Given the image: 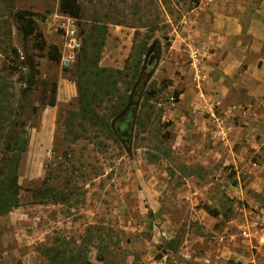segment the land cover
<instances>
[{"label":"rangeland","instance_id":"rangeland-1","mask_svg":"<svg viewBox=\"0 0 264 264\" xmlns=\"http://www.w3.org/2000/svg\"><path fill=\"white\" fill-rule=\"evenodd\" d=\"M261 1L79 0L81 15L71 17L81 50L91 27L108 23L100 66L123 69L136 31L153 46L128 91L116 142L79 121L69 126L79 110L72 70L81 50L70 66L47 55L53 44L63 49L60 22L68 14L60 0H0V67L11 83L17 131L28 137L22 205L0 216V264H47L45 247L59 237L80 242L91 226L101 229L108 250L101 263L92 249L96 263L264 264ZM16 9L46 14L37 16L43 50L34 37L24 41ZM12 47L29 67L14 69ZM153 81L160 93L137 134L142 95ZM46 188L61 199L43 197ZM171 238L176 250L167 247Z\"/></svg>","mask_w":264,"mask_h":264},{"label":"trees","instance_id":"trees-1","mask_svg":"<svg viewBox=\"0 0 264 264\" xmlns=\"http://www.w3.org/2000/svg\"><path fill=\"white\" fill-rule=\"evenodd\" d=\"M59 8L62 13L73 17L79 18L81 15L79 0H60ZM37 16L46 18V14H39L30 9H16L12 14L16 28L22 34L24 41L34 37L36 40L35 47L43 50L46 47V41L39 30ZM107 34L108 23L97 22L85 37L81 54L76 60V67L72 70L77 85L79 110L73 112L69 126L73 131L76 121H79V126L83 127L84 131L95 128L102 131L106 138L119 142V130L126 124L122 117L131 98L128 91L135 88L137 79L143 73L144 65L142 64L145 62L143 57L148 54L150 49L148 46L150 36L145 34L141 37L140 32L136 31L132 51L126 60L125 67L114 69L99 64ZM11 52L13 54L11 61L14 63L15 70L30 66L25 58L21 57L16 47H12ZM47 55L49 59L59 62L61 49L53 44L49 46ZM3 72H5V68L2 66L0 67V216L10 213L22 205L19 167L22 154L28 145V137H26L24 130L17 131L16 121L13 118V113L16 111L13 110L10 102L12 96L11 83ZM121 84L126 86L124 90L121 89ZM56 90V85H54L53 98L48 102L50 106H54L56 103ZM181 92V90L175 92L177 98ZM159 93L160 87L155 81L144 91L141 110L135 122L137 134L145 129L147 119L150 118L152 112L151 102ZM104 104H106L105 107ZM129 123L130 125L128 123L127 125L130 127L132 122ZM76 136L78 139L81 134ZM153 157L155 156L152 155V159ZM40 192L45 198L61 199L60 195L52 189H41ZM100 231L99 227L91 226L86 230L80 242L74 240L72 242L64 237L56 238L53 244L43 249L47 264L106 263L108 261L107 243H105V238L99 234ZM166 244L172 250L179 247L177 238L167 240ZM94 248L97 252V261L101 263L93 262L90 258L89 254Z\"/></svg>","mask_w":264,"mask_h":264},{"label":"built area","instance_id":"built-area-1","mask_svg":"<svg viewBox=\"0 0 264 264\" xmlns=\"http://www.w3.org/2000/svg\"><path fill=\"white\" fill-rule=\"evenodd\" d=\"M60 28L64 36L63 49L60 62L64 66H70L77 58L82 47V39L79 36L75 18L62 14Z\"/></svg>","mask_w":264,"mask_h":264},{"label":"water","instance_id":"water-1","mask_svg":"<svg viewBox=\"0 0 264 264\" xmlns=\"http://www.w3.org/2000/svg\"><path fill=\"white\" fill-rule=\"evenodd\" d=\"M152 48H153V46H151V47H150V49H149L148 53H150V52H151ZM147 56H148V54H147ZM158 59H159V57H158ZM152 73H153V71H152V72H150V73L148 74V77H147V79H146V82L149 80V78L151 77ZM144 86H145V85H144Z\"/></svg>","mask_w":264,"mask_h":264},{"label":"flooded vegetation","instance_id":"flooded-vegetation-1","mask_svg":"<svg viewBox=\"0 0 264 264\" xmlns=\"http://www.w3.org/2000/svg\"><path fill=\"white\" fill-rule=\"evenodd\" d=\"M152 51H153V49L151 50V52L150 53H148V56L147 57H149L150 55H151V53H152ZM149 63H147L146 65H144V68L143 69H145L146 67H148L149 65H148Z\"/></svg>","mask_w":264,"mask_h":264},{"label":"crops","instance_id":"crops-1","mask_svg":"<svg viewBox=\"0 0 264 264\" xmlns=\"http://www.w3.org/2000/svg\"><path fill=\"white\" fill-rule=\"evenodd\" d=\"M260 5H261L260 8H262V10H264V0L261 1V4ZM248 18H249V15H248Z\"/></svg>","mask_w":264,"mask_h":264}]
</instances>
